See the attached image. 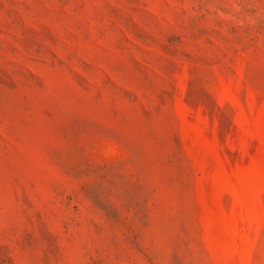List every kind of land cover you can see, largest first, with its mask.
Returning <instances> with one entry per match:
<instances>
[{
    "label": "rangeland",
    "instance_id": "obj_1",
    "mask_svg": "<svg viewBox=\"0 0 264 264\" xmlns=\"http://www.w3.org/2000/svg\"><path fill=\"white\" fill-rule=\"evenodd\" d=\"M0 264H264V0H0Z\"/></svg>",
    "mask_w": 264,
    "mask_h": 264
}]
</instances>
